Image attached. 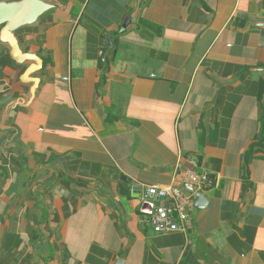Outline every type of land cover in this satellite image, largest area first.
Returning a JSON list of instances; mask_svg holds the SVG:
<instances>
[{"label":"crops","instance_id":"0c3cea01","mask_svg":"<svg viewBox=\"0 0 264 264\" xmlns=\"http://www.w3.org/2000/svg\"><path fill=\"white\" fill-rule=\"evenodd\" d=\"M43 1L30 104L0 43V264H264V0ZM186 170L214 184L156 233Z\"/></svg>","mask_w":264,"mask_h":264},{"label":"water","instance_id":"95a60500","mask_svg":"<svg viewBox=\"0 0 264 264\" xmlns=\"http://www.w3.org/2000/svg\"><path fill=\"white\" fill-rule=\"evenodd\" d=\"M52 8V5L43 0L0 1V43L9 47L10 55L16 63L28 65L21 79L24 83H33L26 101L27 104H30L36 97L39 79L34 78L33 74L42 69L43 61L37 55L25 53L21 49L16 32L25 26L35 24L44 13ZM262 25L264 27V23ZM124 27L125 25L120 30H124ZM108 41L111 45V35L108 37ZM27 104L16 101L9 106L7 111L13 106L25 107ZM186 187L190 192L193 191L188 185ZM193 194L199 200L204 195L202 191L193 192Z\"/></svg>","mask_w":264,"mask_h":264},{"label":"built area","instance_id":"2783aa9c","mask_svg":"<svg viewBox=\"0 0 264 264\" xmlns=\"http://www.w3.org/2000/svg\"><path fill=\"white\" fill-rule=\"evenodd\" d=\"M181 180L192 190L202 191L212 188L213 178L207 174H198L192 170L182 173ZM144 200L150 203L152 212L150 223L156 233L182 232L187 234L193 227L189 210L193 193L173 186H150L146 189Z\"/></svg>","mask_w":264,"mask_h":264}]
</instances>
